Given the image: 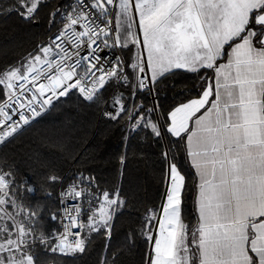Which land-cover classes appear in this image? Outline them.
I'll return each instance as SVG.
<instances>
[{
  "label": "snow or ice",
  "instance_id": "1",
  "mask_svg": "<svg viewBox=\"0 0 264 264\" xmlns=\"http://www.w3.org/2000/svg\"><path fill=\"white\" fill-rule=\"evenodd\" d=\"M45 9L47 39L0 68V148L77 97L126 140H167L165 202L140 227L145 264H264V0H0V16L29 23ZM177 77L201 80L200 92L165 108L159 97ZM127 207L120 184L88 170H53L37 186L0 158V264H40V244L85 254L97 236L105 240L97 264H118L111 241ZM45 216L58 227L38 235Z\"/></svg>",
  "mask_w": 264,
  "mask_h": 264
},
{
  "label": "trees",
  "instance_id": "2",
  "mask_svg": "<svg viewBox=\"0 0 264 264\" xmlns=\"http://www.w3.org/2000/svg\"><path fill=\"white\" fill-rule=\"evenodd\" d=\"M62 2L64 0H53L55 4ZM47 15L45 9L35 23L17 15L0 16V68L19 62L47 39L50 35ZM175 83V87L169 85L159 97L165 108L188 97L196 98L202 81L177 77ZM38 120L13 143L0 148V158H6L21 173H26L37 186L44 174L53 170L69 177L88 170L105 186L114 182L120 184L128 207L115 222L111 249L118 255V264H145L150 245L141 235L140 227L146 210L159 209L162 201L166 166L161 152L167 140L159 144L143 136L126 140L120 126L106 119L97 108L81 104L77 97L58 103V107ZM173 151L184 172L194 178L183 150L177 151L173 146ZM121 157H124L123 164ZM189 183L191 186L184 193L183 216L191 221L195 214L196 191L192 180ZM36 226L38 235L56 227L47 216L38 220ZM133 231L135 241L130 242L128 234ZM104 243V238L97 236L87 253L75 256H58L47 251L43 244L36 251L40 264H97Z\"/></svg>",
  "mask_w": 264,
  "mask_h": 264
},
{
  "label": "rangeland",
  "instance_id": "3",
  "mask_svg": "<svg viewBox=\"0 0 264 264\" xmlns=\"http://www.w3.org/2000/svg\"><path fill=\"white\" fill-rule=\"evenodd\" d=\"M135 30V29H134ZM65 176V175H64ZM166 189H167V178L165 179V187H164V192H163V196H162V201H161V204H163L164 203V200H165V191H166ZM161 204H160V206H161ZM159 209H160V207H159ZM56 227H58V225H56ZM149 251H150V246H149ZM56 255H58V256H68V255H64V254H61V253H59V252H54Z\"/></svg>",
  "mask_w": 264,
  "mask_h": 264
},
{
  "label": "crops",
  "instance_id": "4",
  "mask_svg": "<svg viewBox=\"0 0 264 264\" xmlns=\"http://www.w3.org/2000/svg\"><path fill=\"white\" fill-rule=\"evenodd\" d=\"M193 170V169H192ZM193 172H194V170H193ZM195 200H196V198H195ZM164 202H165V200H164ZM161 215H162V213H161Z\"/></svg>",
  "mask_w": 264,
  "mask_h": 264
}]
</instances>
